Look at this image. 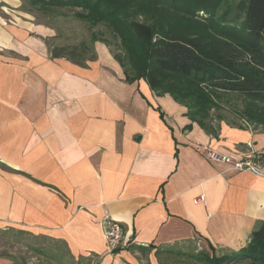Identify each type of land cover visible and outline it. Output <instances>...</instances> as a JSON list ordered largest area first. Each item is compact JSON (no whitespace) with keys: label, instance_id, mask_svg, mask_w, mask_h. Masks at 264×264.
<instances>
[{"label":"crops","instance_id":"0c3cea01","mask_svg":"<svg viewBox=\"0 0 264 264\" xmlns=\"http://www.w3.org/2000/svg\"><path fill=\"white\" fill-rule=\"evenodd\" d=\"M24 1L0 0V231L55 264H193L164 252L244 245L264 220V173L207 152L252 149L264 169V131L220 121L209 133L104 52L84 66L51 56L55 31ZM105 211L124 233L115 253Z\"/></svg>","mask_w":264,"mask_h":264},{"label":"trees","instance_id":"16d2710c","mask_svg":"<svg viewBox=\"0 0 264 264\" xmlns=\"http://www.w3.org/2000/svg\"><path fill=\"white\" fill-rule=\"evenodd\" d=\"M27 2L44 12L70 10L89 27L104 28L92 31L88 43L81 41L69 48L52 45L51 56L84 66L96 59L95 41L110 43L102 37L108 32L120 47L113 58L122 68L124 80L143 79L156 95L168 94L205 131L216 132L224 119L212 97L220 94L239 98L244 104L234 110L236 115L254 127L264 126V0ZM193 250L164 253L193 264H264V220L258 221L237 250L222 254L214 249ZM156 252L159 254L158 249Z\"/></svg>","mask_w":264,"mask_h":264},{"label":"rangeland","instance_id":"374dc122","mask_svg":"<svg viewBox=\"0 0 264 264\" xmlns=\"http://www.w3.org/2000/svg\"><path fill=\"white\" fill-rule=\"evenodd\" d=\"M27 1L28 0L24 1L25 3L22 8L27 10L29 15L34 18V22H41L54 29L56 36L53 38L52 43L55 47L69 48L77 46L81 41L88 43L89 36L92 31H104V28L100 25L91 28L85 22L76 20L70 10L52 9L51 11L49 10L44 12L31 8ZM102 37L109 40L110 43L105 44V42L102 41H95L93 43V52L95 53L96 58L104 52L106 55L114 59L113 53L119 52V45L113 41L114 39L108 32H105ZM97 44L98 48L96 47ZM212 97L215 99L216 108H218L217 112L222 114V117L224 118L220 121L233 126L241 124V127L247 126L250 127L251 130L256 129L264 131V126L258 125L254 127L253 124L248 123L247 120L236 115L234 110H240L244 104L239 100V98L228 95L223 96L222 94H220V97ZM216 121L218 120H215V123ZM16 235L17 234L14 235L8 232L0 231V254L20 259L21 264H55L54 261L50 260L43 254H38L30 250V247H32L33 244H38L37 240L28 237L24 238L22 236L17 237ZM38 242L39 245L45 246L47 244L42 240ZM200 246L203 247L204 245ZM196 248L198 249L199 247L196 246Z\"/></svg>","mask_w":264,"mask_h":264},{"label":"built area","instance_id":"2783aa9c","mask_svg":"<svg viewBox=\"0 0 264 264\" xmlns=\"http://www.w3.org/2000/svg\"><path fill=\"white\" fill-rule=\"evenodd\" d=\"M248 145L251 147L250 143ZM207 156L210 160L228 164L239 172H248L256 176H261L264 173V169L258 163L252 149L247 151L241 158L229 154L217 153L215 151L207 152ZM101 225L105 238V251L114 253L116 249L122 247L124 244V233L121 225L114 220L107 211H105L102 216Z\"/></svg>","mask_w":264,"mask_h":264}]
</instances>
